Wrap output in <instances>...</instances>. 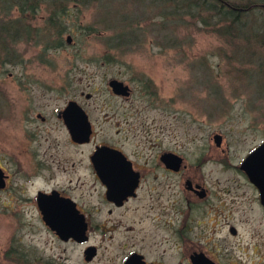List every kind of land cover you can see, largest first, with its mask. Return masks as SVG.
Instances as JSON below:
<instances>
[{"label": "rangeland", "instance_id": "1", "mask_svg": "<svg viewBox=\"0 0 264 264\" xmlns=\"http://www.w3.org/2000/svg\"><path fill=\"white\" fill-rule=\"evenodd\" d=\"M171 11L170 5L151 0L68 1L55 23L45 5L32 14L0 11L4 23L24 24L28 30L20 39L0 32V164L11 176L0 191V264H117L116 246L135 244L142 236L151 240L150 223L156 219L167 223L155 233L171 235L173 262L181 253L176 231L182 230L187 245L206 247L217 264H264V215L256 189L239 169L264 141L259 81L264 45H245L241 65L231 58L235 47L217 33L212 18L204 23L198 13L176 17ZM246 16L249 25L263 17ZM110 79L128 85L131 95L112 94ZM34 96H39L36 107L51 117L38 142L54 138L60 162L38 176L31 173L37 158L28 156L37 145L30 136L35 130L25 119ZM68 101H75L91 123L93 135L86 145L71 144L55 117ZM215 134L222 137L218 147ZM100 143L116 147L158 179L145 182L139 201L131 204L138 206L142 222L120 226L104 242L101 234H92L90 242L99 251L87 263L86 244L60 241L42 223L34 198L38 189L68 188L76 174L86 176L88 155ZM166 150L183 157L185 173L203 182L205 199H187L178 175L159 177L154 156Z\"/></svg>", "mask_w": 264, "mask_h": 264}, {"label": "flooded vegetation", "instance_id": "2", "mask_svg": "<svg viewBox=\"0 0 264 264\" xmlns=\"http://www.w3.org/2000/svg\"><path fill=\"white\" fill-rule=\"evenodd\" d=\"M5 13L4 11H2ZM8 13V12H7ZM2 14V13H1ZM4 16V15H2ZM3 21V20H0ZM9 23V22H7ZM67 43V40H66ZM34 95V94H33ZM87 98V97H86ZM39 96H34L33 108L29 110L27 118L25 115L26 122L29 123L32 127V130H35V132L31 133V141L32 143H37L36 148L32 151L28 149V152L31 156V158H37V161H35V165L33 166V170L31 173H33V176L40 175V172L52 170L53 168H59L60 162L56 160L55 158V147L57 145V141L53 138L52 140L45 137L43 139L44 144H41L38 142V137L40 131H44L47 127H49L51 123V117L48 115V113H42L40 110L41 108L38 105V108L36 107V104H38ZM127 99V98H126ZM70 101L67 102V104ZM75 102V101H74ZM66 104V106H67ZM77 104V103H76ZM78 105V104H77ZM65 106V107H66ZM36 107V108H35ZM64 107V108H65ZM63 108V109H64ZM57 110L55 111V117L58 120L63 119L60 115V112L63 110ZM87 115V114H86ZM88 118V116H87ZM89 121V119H88ZM90 123V121H89ZM64 124V123H63ZM91 125V123H90ZM65 126V124H64ZM66 127V126H65ZM67 129V128H66ZM68 131V130H67ZM118 133V131H117ZM93 135V130L91 126V135L89 137L88 142L78 143L73 141L70 138V143L77 146H83L90 142V138ZM70 137V135H69ZM97 146H107L110 148L117 149L116 147L112 145H108L105 143H100L98 145L94 146V149L92 150V153L88 155V168L89 173L86 176H79L76 174L75 181H71L72 184H69L70 187L68 188H60L58 186H50L49 189H38L36 190V195L34 198L36 207L39 212L40 219L42 223L45 225V222L43 220V216L41 214V211L39 210L37 206V196L38 194H44L47 196L54 195L58 196L59 198H65L69 199L71 202H73L74 208L77 210V212L83 217L85 224L87 226L86 234H87V241L84 243L86 244V247H92L94 250V255L92 259L87 263H92L95 258L98 255L99 251V245L90 242L91 235L93 234V237L95 234H101L102 242L108 238V240L113 239V235L110 233L117 232L120 228V226L124 225H135L140 224L142 222V218L140 217V214L138 211V206H131L132 203L139 201V194L142 189V186L145 182H147L149 179H153L154 181L158 179V176L155 174L152 175L151 170H146L138 167V165L130 159L128 156L124 155L125 158L130 162V167L132 174L136 177V187L130 194L126 195L125 197L121 198L120 204H117L119 200H111L107 197V186L104 184L99 176L97 175L96 170L94 169L93 162L91 160V156L93 155L95 149ZM42 147L41 149H39ZM119 150V149H117ZM120 151V150H119ZM122 152V151H121ZM164 153H173L176 154L181 158L180 166L177 170H173L168 168L165 163L161 161V156ZM154 159H157L156 167H158L162 174L159 175L161 178H165V180H172L173 175H178L179 180L183 181L184 190L186 191L187 199H198L203 200L207 197L208 191L204 187L203 182L196 180L193 177H189L186 172V165L183 163V157H181L179 154L173 152V151H159L155 154ZM111 165V164H108ZM74 166V164H72ZM75 173L77 170L73 169ZM246 176V175H245ZM0 181L3 185L0 187V191H5L8 187L9 183L11 182V176L10 174L2 167L0 164ZM49 178H52V175H49ZM247 178V176H246ZM248 180V178H247ZM249 182V180H248ZM165 185H170V183L165 182ZM250 183V182H249ZM251 184V183H250ZM252 185V184H251ZM253 186V185H252ZM254 187V186H253ZM255 188V187H254ZM256 189V188H255ZM257 193L258 190L256 189ZM202 194V195H201ZM258 199H259V193H258ZM258 205L261 209V214L264 215V208L259 200ZM117 211H121L120 214L116 215ZM154 218L151 219V221ZM157 221L151 222L150 224L153 226V229H151L152 237L151 240H146L144 236H142L139 240H136L135 244L127 245L124 241H121L116 247L120 248V252L118 255H115L113 258L117 262V264H125L127 259L135 254L138 262L140 264H195L197 262V257L202 255L204 258L208 259L211 263L217 264L218 262L213 259L209 255V253L206 251V247H202L200 245H187L186 237L182 233V230H177L176 235L178 237L179 247L176 249L180 250V252H184V256L180 253L179 258L176 262H173V256L174 254L171 253L168 249V244L172 245V241L170 240L171 235L164 234V235H157L155 231H158V227L160 229H163L167 223L161 224ZM164 225V226H163ZM46 226V225H45ZM47 227V226H46ZM48 228V227H47ZM234 230V234L231 233L230 229ZM49 229V228H48ZM165 229V228H164ZM50 230V229H49ZM51 231V230H50ZM53 232V231H51ZM54 233V232H53ZM229 233L232 236L237 235V231L233 227H229ZM173 235V233H171ZM55 235V233H54ZM56 236V235H55ZM57 237V236H56ZM58 238V237H57ZM59 239V238H58ZM60 240V239H59ZM62 241V240H60ZM68 241H73L72 239H69ZM66 241V242H68ZM64 242V241H62ZM75 242V241H73ZM138 242V243H137ZM76 243V242H75ZM78 244V243H76ZM134 245V246H133ZM127 248V249H126ZM148 248V249H147ZM84 249V250H85ZM126 249V250H125ZM83 250V251H84ZM122 250V252H121ZM178 256V255H177ZM112 259H110L111 261Z\"/></svg>", "mask_w": 264, "mask_h": 264}, {"label": "water", "instance_id": "3", "mask_svg": "<svg viewBox=\"0 0 264 264\" xmlns=\"http://www.w3.org/2000/svg\"><path fill=\"white\" fill-rule=\"evenodd\" d=\"M66 40L69 43L71 38L67 37ZM108 87L115 96L123 98L130 96L131 90L129 86L122 81L110 79ZM86 97L88 98L89 95H86ZM60 115L73 141L78 143L88 142L91 135V125L86 113L76 102L70 101L60 112ZM221 140V135H213V142L217 147L221 145ZM91 160L97 175L107 186V197L114 201L119 200L117 204H120L121 198L130 194L136 187V177L130 170V162L121 151L107 146H97L91 156ZM161 161L168 168L177 170L180 166L181 158L173 153H164L161 156ZM239 169L258 190L259 200L264 208V141L245 156L239 165ZM2 186L0 181V187ZM37 206L41 211L45 225L60 240L66 242L72 239L78 244H84L87 241L85 221L69 199L59 198L54 195L38 194ZM230 231L234 234L232 228ZM93 255V248L87 247L83 251L84 261L89 262ZM125 264L140 263L136 255L133 254L127 259ZM195 264L213 263L200 255L197 257Z\"/></svg>", "mask_w": 264, "mask_h": 264}, {"label": "trees", "instance_id": "4", "mask_svg": "<svg viewBox=\"0 0 264 264\" xmlns=\"http://www.w3.org/2000/svg\"><path fill=\"white\" fill-rule=\"evenodd\" d=\"M68 1L84 2V0H0V11L9 12V10L16 9L22 15L32 14L40 9L41 5H45L51 10L48 19L51 23H55L58 15L64 12ZM155 2L156 5H170L172 11L168 13L176 17H180L179 13L189 16L198 13V20L204 23L208 18H212L213 22L215 21L213 25L217 28V33L222 35L226 42H232V47H235V53L230 51L231 58L241 65L244 64L245 45L255 44L259 47L264 45V0H240L239 2L233 0H151V3ZM247 14L263 15V17L255 18L257 19L256 24L249 25L246 19ZM20 31H23V34H20ZM0 32L10 38L19 37L20 39L27 36L28 30L24 24L16 25L12 22L0 21ZM237 42L241 45H237ZM262 58L264 60L263 56ZM239 75L241 78L248 79L241 68ZM259 81L260 90H263L264 78L260 77ZM261 95L264 96L263 93Z\"/></svg>", "mask_w": 264, "mask_h": 264}]
</instances>
